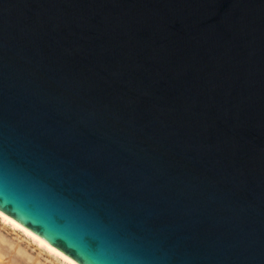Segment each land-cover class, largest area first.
<instances>
[{
  "label": "water",
  "instance_id": "1",
  "mask_svg": "<svg viewBox=\"0 0 264 264\" xmlns=\"http://www.w3.org/2000/svg\"><path fill=\"white\" fill-rule=\"evenodd\" d=\"M0 214L74 264H264V0H0Z\"/></svg>",
  "mask_w": 264,
  "mask_h": 264
},
{
  "label": "rangeland",
  "instance_id": "2",
  "mask_svg": "<svg viewBox=\"0 0 264 264\" xmlns=\"http://www.w3.org/2000/svg\"><path fill=\"white\" fill-rule=\"evenodd\" d=\"M9 225L0 219V264H65Z\"/></svg>",
  "mask_w": 264,
  "mask_h": 264
},
{
  "label": "bare ground",
  "instance_id": "3",
  "mask_svg": "<svg viewBox=\"0 0 264 264\" xmlns=\"http://www.w3.org/2000/svg\"><path fill=\"white\" fill-rule=\"evenodd\" d=\"M0 219L2 222H6L8 224H10L13 228L18 229L20 231H22L24 234L27 235V237L31 238V240H33L35 243L38 244V246L42 247V249L50 254H53L54 257H58V259L60 258L62 260V262H64L65 264H74L72 261H70L69 259H67L66 257L62 256L60 253H58L57 251L51 249L50 247H48L44 242H42L40 239L34 237L33 235H31L29 232H27L26 230H24L23 228H21L20 226H18L17 224H15L12 220L6 218L5 216L0 214ZM5 224V223H4ZM9 225V226H10Z\"/></svg>",
  "mask_w": 264,
  "mask_h": 264
}]
</instances>
